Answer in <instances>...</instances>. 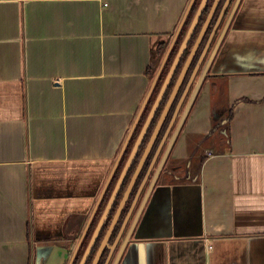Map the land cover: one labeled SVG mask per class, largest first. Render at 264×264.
<instances>
[{
  "label": "crops",
  "instance_id": "1",
  "mask_svg": "<svg viewBox=\"0 0 264 264\" xmlns=\"http://www.w3.org/2000/svg\"><path fill=\"white\" fill-rule=\"evenodd\" d=\"M191 1L0 0V264H70L160 68L150 76L157 47L173 39ZM227 31L171 151L197 158V171L159 174L131 222L155 166L130 215L135 184L109 238L112 263L121 255L117 264H264V0H241ZM151 97L102 213L138 157ZM221 97L233 119L224 116L216 135Z\"/></svg>",
  "mask_w": 264,
  "mask_h": 264
},
{
  "label": "water",
  "instance_id": "2",
  "mask_svg": "<svg viewBox=\"0 0 264 264\" xmlns=\"http://www.w3.org/2000/svg\"><path fill=\"white\" fill-rule=\"evenodd\" d=\"M195 1H196V0H192L191 3L189 4L187 10L185 11V14L183 15V16H184V17H183V20L181 21L180 25L178 26V29H177L176 32H175L176 34H175V36L173 37L171 43H170L169 46H168V51H167V53L165 54V56H164V58H163V60H162V62H161V64H160V68H159V70L157 71V73H156V75H155V77H154V79H153V81H152V82H153V83H152V86H151V88H150V90H149L147 96L145 97L146 99H145V101H144V103H143L141 109L139 110V112H138V114H137L138 116H137V118H136V121H135V123H134L132 129L130 130L131 132H130V134H129V137L127 138V141H126L125 144H124V147H123L124 149H123V151H122L120 157L118 158V160H117V162H116V165H115L114 170L111 172L110 176H109L108 179H107V184H106L105 188L103 189L102 193H101L100 196H99L100 198H99V200H98V202H97V204H96V206H95V208H94V210H93V212H92L93 214H92V216H91V218H90V221L88 222V224H87V226H86V228H85L86 231H85L83 237L80 239L79 243L77 244V248H76V250H75V252H74V254H73V256H72V258H71V260H70V262H69L70 264H73V263H74L73 261H74L76 255H77V252H78V250H79V248H80V244H81V242H82V240H83L85 234H86L87 231H88V228H89V226H90V223H91V221H92V218H93L94 215L96 214V211L98 210V208H99V206H100V204H101V202H102V200H103V198H104L103 196H104V194H105V192H106V190H107V187H108V185H109V183H110V181H111V178H112V176H113V174H114V171L116 170V168H117V166H118V163H119V161L121 160L122 154L124 153V150L126 149L125 147H126L128 141H129L130 137L132 136V134H133V132H134V131H133L134 128L136 127V125L138 124L139 119H140L141 116H142L141 114H142L143 110L145 109L147 103H148L149 100H150V96L152 95L153 90H154L155 86H156L157 83H158L157 81H158L159 77L161 76V74H162V72H163V70H164V68H165V64L167 63V60H168V58H169V56H170V54H171V52H172V50H173L172 48L174 47L176 41L178 40L179 35L181 34L180 32H181V30H182V28H183V25L185 24V22H186V20H187V18H188V14H189V12H190L192 6L194 5ZM208 1H209V0H202L201 4H200V6H199V9L197 10V12H196V14H195V18H194V20H193L191 26L189 27V29H188V31H187V35H186L185 39L183 40L182 45H181L180 48H179L180 50L178 51L176 57L174 58V60H173V62H172V64H171L172 66H171V68H170V70H169L168 76L166 77V79H165V81H164L165 83H164V85H163V87H162V89H161V91H160V93H159V95H158V97H157L158 99L156 100V102H155V104H154V106H153V108H152V110H151V112H150V114H149L150 116L148 117L147 122L145 123V125H144V127H143V129H142V132H141V134H140V136H139V140H138V142H140V140L143 138V136H144L145 133L147 132L146 130H147V128L149 127V125L151 124L152 119L154 118V115H155L154 113H155L156 109L158 108V106L160 105V103L162 102V100L164 99L163 97H164L165 93L167 92V90H168V88H169V86H170V84H171V80H172V78H173V76H174V74H175V71H176L177 67H178V63H179L181 57L183 56V54H184V52H185V50H186V48H187V46H188V44H189L191 38L193 37V35H194V33H195L194 31H195V29H196V27H197V24L199 23L200 18L202 17L201 15L203 14V12H204V10H205V7H206ZM220 1H221V0H216V1H215L214 6L212 7V9H211L210 12H209L208 18L205 20V23H204L203 27H202L201 30H200V34H199V36H198V39H197V41L195 42V44H194V46H193V48H192V51H191L189 57L187 58L186 62L184 63V68H183L181 74L179 75V77H178V79H177V83H176V85H175V87H174V89H173V91H172V93H171V95H170V97H169V98H170V99H169V102H168L166 108L164 109V111H163V113H162L163 115L161 116V119L159 120L158 125H157V127H156V129H155L154 135H153V137L151 138V140H150V142H149V144H148V146H147L148 148L146 149V151H145L143 157L141 158V160L139 161L140 164H139V166H138V168H137L135 174H134L133 177H132V181H131V183H130V185H129L128 190L126 191V193H125V195H124V199H123V201L121 202V205H120V207H119V209H118V211H117V215L115 216L114 221L112 222L111 226L109 227V231H108V233H107V236H106V238L104 239V241L102 242L101 247L99 248V250H98V252H97V254H96V256H95V258H94V260H93V264H99V260H100V258H101L102 252H103L104 248L106 247V245H108V243H109V238L111 237V234H112V232H113V230H114V227H115V225H116V222H117V220H118V218H119V215H120V213H121L120 211L122 210V208L124 207V204H125L126 201L128 200L129 195H130V193H131L133 187L135 186V184H136V182H137V179H138V177H139V174L141 173V171H142L144 165L146 164L145 162H146V160H147V158H148V156H149L151 150L153 149V145H154L155 139H156V137H157V135H158V133H159V131H160L159 129L161 128V125H162L164 119L166 118L167 113H168L170 107L172 106V104L174 103V101H175V99H176L175 97H176V95L178 94V92H179V90H180V88H181V86H182V84H183V79H184V77H185V75H186L188 69L191 67V63H192L193 59L195 58V56H196V54H197V52H198V50H199L200 44H201V42H202V40H203L205 34L207 33L206 31H207L209 25L211 24L212 20L214 19V16H215L214 13H215V11H216V9H217V7H218ZM230 2H231V0H228V1L226 2L225 7L222 8L221 13H220V17H219V19L217 20V22L215 23V25H214V27H213V29H212V31H211L212 33L210 34V36H209V38H208V40H207V42H206V44H205V46H204V49H203V51H202V53H201V55H200V57H199V59H198V61H197V63H196V67H195V69H194V71H193V73H192V75H191V78H190L189 83H188V85H187V87H186L185 93H184V95L182 96V99L180 100V102H179V104H178V106H177V108H176V110H175V112H174L175 115H174V117H173V119H172V121H171V123H170V127L168 128V131H167V133H166V135H165V138L163 139L162 143H161L160 146H159V149H158L159 152H157V153L155 154V157H154V159H153L152 162H151L152 164L150 165L149 169L147 170V172H146V174H145V176H144V178H143L144 180H143L142 184H141L140 187H139L138 193L136 194L137 197H136V199L134 200V203H133V205H132V207H131V209H130V211H129V212H130V215L132 214V210H133V208L135 207V205H136V203H137V201H138L139 194H140V191H141L142 187H143L144 184L149 180L148 178H149V176H150V174H151V171H152V169L154 168V166H155V164H156L155 161H156V159H157V157H158V155H159L161 149L163 148V144H164V142L167 140V137H168L169 134H170L171 127L173 126L174 122L176 121V118H177L178 115H179V114H178V113H179V110H180V108L182 107V105H183V103H184V101H185V98H186L185 96H186L188 90L190 89V87H191V85H192V83H193V79L196 77L197 73L199 72L200 67L202 66V62L204 61V59H205L207 53H208L209 50H210V47H211L212 41H213V39H214V37H215V35H216V30H217V28H218V26H219V24H220V22H221V19H222V17H223V13H224L225 9L227 8V6L230 4ZM240 2H241V0H237V1H236V4H235V6H234V9L232 10V12H231V14H230L231 16H230L229 20L227 21V23L225 24V26L223 27V29H222V33L220 34V36L218 37V39H217V41H216V44H215V46H214L215 49H214V51L211 53V55H210L208 61L206 62V66L204 67V69H203V71H202V74H201V77H200V79L198 80L199 82H198V84H197V87L195 88V90H194V92H193V94H192V96H191L192 98H191V100H190V102H189V104H188V106H187V108H186V110H185V112H184L185 114L183 115V117H182L180 123L178 124V126H177V128H176V132L174 133L172 139L170 140V143H169V145H168V146H169V149H168L167 153L170 152V150H171V148H172V145L174 144L176 138L178 137V135H179V133H180V131H181V128H182L183 124H184L185 121H186V118H187V116H188V114H189L188 112H189L191 106L193 105L194 101L196 100V96H197V94H198V92H199V90H200V88H201V85H202L203 82H204L203 80L205 79V77H206V76L208 75V73H209V70H210L211 65H212L211 63H212L214 57L216 56L217 51L219 50V46H220L221 42L223 41L225 35H226L227 32H228L227 30H228V28H229V26H230L231 20H232V18L234 17V13H235V11H236V9H237V7H238V5H239ZM136 148H137V147H136ZM136 151H137V150L135 149V153H136ZM164 161H165V158L161 161L160 167H159V169L157 170V172L155 173V176L153 177V181H152V183H151V185H150V187H149V189H148V191H147V194H146L147 196L145 197L144 202H143L142 205L140 206L139 214H138L137 217H139V215H140V211H141L142 207L145 205L146 201H147L148 198L150 197V193H151L152 189H153L154 186L156 185L157 177H158V175L160 174V171H161L163 165L165 164ZM131 162H132V161H131ZM131 162H129L130 165H131ZM130 165H128V166L125 167V169L123 170L122 175H121L120 178L118 179L119 181H118L117 186L115 187V189H114V191H113V193H112V196H111L112 198H111V200H110V202H109L108 208L105 210V212H104L105 214H104L103 217L101 218V221L99 222V224H98V226H97V228H96L95 234H94V236L92 237V240H91V242H90V244H89V248L87 249L86 253L84 254L83 258L81 259V261H80L81 263H80V264H86V263H87L86 261H87L88 257L90 256V254H91L92 251H93L94 244H95V240H96V238H97L98 233H99L100 230H101L100 228L102 227V224L104 223V221H105V220L107 219V217H108L109 209L113 206L114 202H115L116 199H117V193H118V190L120 189V187H121V185H122V183H123L124 176L126 175V173H127L128 169H129ZM130 215H129V216H130ZM127 220H128V219H127ZM126 222H127V221L125 220L124 224H126ZM121 229H122V230H121L120 233H123L124 230H125V229H124V225L122 226ZM127 239H128V238H126L125 242L127 241ZM116 243H117V241H115V243H114L115 246H116ZM111 249H113V248H111ZM111 255H112V251H111V253H109V256H108V258H107V263H106V264H109V260H110ZM120 256H121V255L117 256V258L115 259L116 262H115L114 264H117V263L119 262L118 260L120 259Z\"/></svg>",
  "mask_w": 264,
  "mask_h": 264
},
{
  "label": "flooded vegetation",
  "instance_id": "3",
  "mask_svg": "<svg viewBox=\"0 0 264 264\" xmlns=\"http://www.w3.org/2000/svg\"><path fill=\"white\" fill-rule=\"evenodd\" d=\"M222 1V0H221ZM221 1H220V3H219V5H218V7H217V9H216V11H215V13H214V19L212 20V22H211V24L209 25V26H212L211 27V29L209 30V32H210V34L212 33L211 31H212V29H213V27H214V25H215V23L217 22V20L219 19V17H220V13H221V9L223 8V6H224V2L226 1V0H224L222 3H221ZM236 1L237 0H231V2H230V4L228 5V6H230L231 4L232 5H234L235 6V4H236ZM209 2V1H208ZM208 4V3H207ZM240 4V3H239ZM228 6H227V8L225 9V11H224V13H223V15L225 14V15H227V18L228 17H230L229 16V14H231L230 12H232V11H229L228 10ZM239 6V5H238ZM206 8V7H205ZM238 8V7H237ZM199 9V8H198ZM233 9H234V7H233ZM232 9V10H233ZM211 10V9H210ZM237 10V9H236ZM224 17V16H223ZM223 17H222V19H221V22H222V20H223ZM221 22H220V24H221ZM205 23V22H204ZM220 24H219V26H220ZM226 24V23H225ZM225 24L223 23V26H221V28L218 26V28H217V30H216V35H217V39H218V37L220 36V34L222 33V29H223V27L225 26ZM204 25V24H203ZM203 27V26H202ZM209 28V27H208ZM220 28V30L218 31V29ZM207 31H208V29H207ZM206 31V32H207ZM207 34V33H206ZM206 34H205V36H206ZM210 34H209V36H210ZM205 36H204V38H205ZM209 36L207 37V39L205 40L206 42H207V40H208V38H209ZM203 38V39H204ZM185 39V38H184ZM206 42H205V44H206ZM183 43V42H182ZM202 43V42H201ZM205 44L203 45V47H202V50H201V52H200V55H201V53H202V51H203V49H204V46H205ZM201 45V44H200ZM200 48V47H199ZM199 51V50H198ZM200 55H199V57H200ZM199 57H198V59H199ZM210 57V56H209ZM209 57H208V59H209ZM198 59H197V61H198ZM208 59H207V61H208ZM196 61V62H197ZM206 61V62H207ZM196 66V65H195ZM194 66V67H195ZM194 67H193V69H192V71H190V73L188 74V71H187V73H186V75H185V78L183 79V84H182V86H181V88H180V90H179V92H178V95H177V97H176V99H175V101H174V103L172 104V106L170 107V109H169V111H168V113H167V116H166V118L164 119V121H163V123H162V125H161V128L159 129L160 131H159V133H158V135H157V137H156V139H155V142H154V148L152 149V156H151V158L150 157H148L147 158V160H146V164L144 165V167H143V169H142V171H141V173L143 172V171H145V173L147 172V170L149 169V167H150V165L152 164L151 162H152V160H153V158H154V156H155V153L156 152H158V149H159V146H160V144L162 143V141H163V139L165 138V135H166V133H167V131H168V128L170 127V123H171V121H172V119H173V117H174V112H175V110H176V108H177V106H178V104H179V102H180V100L182 99V95H184V93H185V90H186V87H187V85H188V83H189V79H190V77H191V75H192V72L194 71ZM204 69V68H203ZM202 69V70H203ZM208 76H209V73H208V75L205 77V79L206 78H208ZM203 80L204 82H203V84L201 85V88H200V90H199V92H198V94H197V96H196V100L194 101V103H193V105L191 106V108H190V110H189V114H188V116H187V118H186V121L188 120V118L191 116V112L193 111V109H194V107H195V105H196V103H197V100L199 99V95H200V93H201V91H202V89H203V87H204V84H205V81L206 80ZM159 80V79H158ZM158 82V81H157ZM198 80H197V83L193 86V85H191V87H190V89L188 90V92H187V94H186V98H185V101H184V103H183V107H181L180 109H182V112H180V113H178L179 115H178V117L176 118V121L174 122V124H173V126L171 127V130L172 129H174L175 131H174V133L176 132V128H177V126H178V124L180 123V121H181V119H182V117H183V115L185 114L184 112H185V110H186V108H187V106H188V103H189V101H190V99L192 98L191 96H192V94H193V92H194V90H195V88L197 87V84H198ZM194 83V82H193ZM176 85V84H175ZM193 86V87H192ZM163 87V86H162ZM175 87V86H174ZM174 87H173V89H174ZM162 89V88H161ZM169 89V88H168ZM172 89V90H173ZM171 93H172V91H171ZM170 93V94H171ZM164 97H165V95H164ZM163 97V98H164ZM169 97H170V95H169ZM165 99V98H164ZM163 99V100H164ZM163 100H162V102H163ZM162 102L160 103V105L158 106V108L156 109V111H155V115H154V118H155V116L157 115V113L159 112V109H160V106H161V104H162ZM168 102H169V99H168V101L166 102V104H165V106L162 108V111H161V113H160V115L158 116V119L157 120H154V118L152 119V122H151V124L149 125V127L147 128V132L145 133V135L143 136V138L145 139L146 138V135H147V133H148V129L150 128V126L152 125V124H154L155 123V125H154V129H153V131L155 132V129H156V127H157V125H158V122H159V120L161 119V116L163 115L162 113H163V111H164V109L166 108V106H167V104H168ZM152 110V109H151ZM151 112V111H150ZM149 115V114H148ZM150 116V115H149ZM148 116V117H149ZM148 119V118H147ZM155 121V122H154ZM186 121H185V123H186ZM146 122H147V120H146ZM146 122H144V124H143V126H142V128H141V132H142V129H143V127H144V125H145V123ZM185 123L183 124V126L185 125ZM182 126V127H183ZM173 131V130H172ZM181 131H182V128H181ZM181 131H180V133H181ZM154 132L152 133V135H151V137L149 138V140H148V143L150 142V140H151V138L153 137V135H154ZM171 132V131H170ZM174 133H173V135H174ZM180 133H179V135H180ZM141 134V133H140ZM173 135H172V137H173ZM178 135V136H179ZM172 137L170 138V139H172ZM144 139H143V141H144ZM170 142V141H169ZM148 145V144H147ZM169 143L167 142L166 144H165V146L166 147H163L161 150H162V153L160 154V156H158V158L156 159V165H155V168H154V171L152 172V175H151V177L153 178L154 176H155V173L157 172V170L159 169V167H160V164H161V161L165 158V161H164V165H163V167H162V169H161V171H160V176H162L163 174L165 175V176H167L170 180H172V179H177L176 177H179V178H181L182 176H184V178H186V177H188V173H192V171L193 170H191V168H188L189 167V164H187V166L185 167V166H175V164L174 163H172V160H174L175 158L172 156V153H171V151H172V149H173V145H172V148H171V150H170V152L169 153H167V151H168V149H169ZM176 159H180V160H182V159H184V158H176ZM180 160H178V161H180ZM139 165V164H138ZM138 167V166H137ZM135 173V172H134ZM145 173H144V175H145ZM174 173V174H173ZM180 174H182V175H180ZM174 175V176H173ZM151 177L149 178V179H151ZM142 178H143V176H142ZM138 180V179H137ZM152 181H153V179H151V183H152ZM141 182H142V180L140 181V183H139V185L141 184ZM137 184V183H136ZM139 185H137L138 187H137V189L139 188ZM134 198V197H133ZM103 201V200H102ZM102 203V202H101ZM100 207V206H99ZM104 215V213H102L101 212V215ZM103 215L101 216V217H103ZM108 218H109V216H108ZM107 218V219H108ZM114 240V238L113 239H110V241H109V248H108V250H107V253H106V255H105V258H104V260H103V264H106L107 263V258H108V256H109V253H110V251H111V248H112V243L114 242L113 241ZM92 254V253H91ZM90 254V255H91ZM90 257V256H89ZM89 257H88V259H89ZM87 259V260H88ZM94 260V259H93ZM101 260V259H100ZM100 260H99V264H100ZM112 260V259H111ZM110 260V264L112 263V261ZM79 261H81V258H80V260ZM87 262V261H86ZM81 262H79V264H80ZM114 263V262H113ZM87 264V263H86Z\"/></svg>",
  "mask_w": 264,
  "mask_h": 264
},
{
  "label": "trees",
  "instance_id": "4",
  "mask_svg": "<svg viewBox=\"0 0 264 264\" xmlns=\"http://www.w3.org/2000/svg\"><path fill=\"white\" fill-rule=\"evenodd\" d=\"M210 1H211V0H209L208 4L206 5V8H205L203 14L201 15L202 17L200 18L199 23L197 24V27H196V29H195V31H194L195 33H194L192 39L190 40V42H189V44H188V46H187V48H186V50H185L183 56L181 57V59H180V61H179V63H178V67H177V69H176V71H175V74H174L172 80H171V84H170V86H169V89H168V91H167V93H166V95H165V97H164L165 99L163 100V102H162V104H161V106H160L159 112H158L157 115L155 116L154 120H157V119H158V116L160 115V113H161V111H162V108L165 106L166 102H167L168 99H169V95H170V93H171L173 87H174L175 84L177 83V79H178V77H179V75H180L182 69L184 68V63H185L186 59L188 58V56L190 55V53H191V51H192V47L194 46V44H195V42H196V40H197V38H198V36H199V33H200L199 31L201 30V28H202V26H203V24H204V22H205V20H206L207 14L209 13V11H210V9H211ZM223 1H224V0H222L221 3H222ZM199 2H200V0H196L195 3H194V5L192 6V8H191V10H190V12H189L188 18H187V20H186V22H185V24H184V26H183V29H182L181 32H180L181 34H180L178 40L176 41L174 47L172 48L173 50H172V52H171V54H170V56H169V58H168V60H167V63L165 64V67H166V68L164 69V71L162 72V74H161V76H160V78H159V80H158V82H161V84L163 83L162 81H163V79H164V77H163V73L165 72L166 69L169 70V67L171 66V63H172L173 59H174L175 56L177 55V52H178V48H177V47H179V46L182 44V42H183V39H184L185 34H186V33H185L186 30H185L184 35H183V30H184L185 26H186V25H190V24L192 23V21L194 20V18H195V14H196V12H197V10H198V7H199ZM211 27H212V26H209L208 31H207V34H206L205 38L202 40V43H201V45H200V49H199V51L197 52L195 58L193 59V62H192L191 67H190V69H189V71H188V74L190 73V71H191V70L193 69V67L195 66V63H196V61H197V59H198V57H199V55H200V52H201V50H202V47H203V45H204L205 42H206L205 40L207 39V37H208L209 34H210L209 30L211 29ZM181 36H183V38H182ZM167 45H168V41H167V42H162V43H160V44L158 45V47H157L158 59H157L155 62H153L152 65H150L151 67L149 68V73H150V76H151V77H152V76L154 75V73L157 71V70H156L157 67L155 66V64H156V62H157L159 59H161V58L163 57V55H164V53H165V51H166ZM176 46H177V47H176ZM175 47H176L177 50L175 49ZM232 119H233V114L230 113V115L228 116V121L230 122ZM154 122H155V121H154ZM154 125H155V123L152 124V125L150 126V128L148 129V133H147V135H146V138H145L144 141L142 142L141 149L139 150L138 157H137L136 160L133 162L134 165L131 167V169L128 171V173L126 174V176H125L124 179H123V180H124V181H123V185H122V187H121L120 193L118 194L119 198H118V200H117L115 206H118L119 202L121 201V199H122V197H123L122 195H123V191H124V189H125V188L130 184V182H131V178H132V176H133V174H134V172H135V170H136V168H137V166H138V164H139L140 157H141V155L143 154V152L145 151V149H146V145L148 144V140H149V138L151 137L152 133L154 132V131H153V129H154ZM216 128H217L216 126H213V128H212L213 131H215ZM142 176H143V172H142V173L140 174V176H139V179H138L137 185H139L140 181L142 180V179H141ZM117 178H118V173L116 172V173L114 174L113 178H112V182H111V184L109 185L108 189L110 188V186H111L113 183H115V182L117 181ZM108 195H109V193H106V194L104 195V199H103V201H102V203H101V205H100V207H99V209H98L97 212H100V213H101V212L103 211L104 204H105V203L107 202V200H108ZM97 214H98V213H97ZM111 218H112V217H111ZM108 219H110V216H109ZM108 225H109V224H105V225L103 226V228H102L103 231L101 232L100 236L98 237V240H97V242H96L95 248L93 249V252H92V254L90 255L89 259L87 260V264H93V259H94L95 255H96V252H97V250H98V247L100 246V243H101L102 239L104 238V236L106 235V233H107V231H108ZM90 229H91V228H89V230H90ZM106 253H107V250H105V252L103 253L102 258H101V260H100V264H103V260H104V258H105ZM79 260H80V258L77 256V258H76V260H75V264H79Z\"/></svg>",
  "mask_w": 264,
  "mask_h": 264
},
{
  "label": "rangeland",
  "instance_id": "5",
  "mask_svg": "<svg viewBox=\"0 0 264 264\" xmlns=\"http://www.w3.org/2000/svg\"><path fill=\"white\" fill-rule=\"evenodd\" d=\"M215 1L216 0H211L210 1V4H211V9H212V7L214 6V4H215ZM228 0H226L225 2H224V6H223V8L225 7V5H226V2H227ZM201 2H202V0H200V2H199V6H200V4H201ZM233 7H234V5H230V6H228V10L229 11H232V9H233ZM199 8V7H198ZM222 10V9H221ZM210 12V11H209ZM231 13V12H230ZM208 15H209V13L207 14V17H206V19L208 18ZM224 17H223V20H222V22H221V24H220V28H221V26H223V23L225 24V23H227V21L229 20V18L230 17H228L227 18V15H223ZM229 16H231L230 14H229ZM193 22V21H192ZM192 24V23H191ZM191 24L190 25H186L185 26V28H184V30H183V35H184V32H185V30H186V34H185V37H186V35H187V31H188V29H189V27L191 26ZM184 26V25H183ZM220 28L218 29V31L220 30ZM183 29V28H182ZM176 32V31H175ZM200 32V31H199ZM176 34V33H175ZM200 34V33H199ZM180 36V35H179ZM182 38H183V36H181ZM184 37V38H185ZM192 39V38H191ZM198 39V38H197ZM184 40V39H183ZM172 41V40H171ZM171 41H170V43H171ZM197 41V40H196ZM216 41H217V35H216V37H215V39L213 40V43L211 44V47H210V50H209V52H208V54H207V56H206V58L204 59V61L202 62V66L200 67V70H199V72L197 73V75H196V77L193 79V82L194 83H192V85L194 86L196 83H197V80H199L200 79V77H201V74H202V69L206 66V61H207V59H208V57L211 55V53L214 51V46H215V44H216ZM170 43H168V44H170ZM181 46V45H180ZM180 46L179 47H177L178 48V51L180 50L179 48H180ZM176 47H175V49H176ZM193 48V47H192ZM200 49V48H199ZM177 50V49H176ZM178 53V52H177ZM189 57V56H188ZM163 58V57H162ZM162 58L161 59H159L157 62H156V64H155V66L157 67V69L156 70H158V68L160 67L159 65L161 64V60H162ZM174 60V59H173ZM187 60V59H186ZM173 62V61H172ZM186 62V61H185ZM193 62V61H192ZM197 63V62H196ZM196 63H195V65H196ZM172 64V63H171ZM192 64V63H191ZM172 66V65H171ZM171 66L169 67V70H170V68H171ZM196 67V66H195ZM195 67H194V69H195ZM166 68V67H165ZM164 68V69H165ZM190 69V68H189ZM189 69H188V71H189ZM169 70H165V72L163 73V77H164V79H163V83H162V85H161V82H159L158 83V88L153 92V94L150 96L151 98H152V103L150 104V107H149V113L148 114H150V111H151V109L153 108V106H154V104H155V102H156V100L158 99L157 97H158V95H159V93H160V91H161V88H162V86L164 85V81H165V79H166V77L168 76V73H169ZM183 70V69H182ZM164 71V70H163ZM192 71V70H191ZM182 72V71H181ZM193 73V72H192ZM181 74V73H180ZM185 78V77H184ZM191 78V77H190ZM190 80V79H189ZM192 86V87H193ZM168 91V90H167ZM173 91V90H172ZM167 93V92H166ZM166 93H165V95H166ZM215 94V93H214ZM171 95V94H170ZM178 95V94H177ZM177 95H176V97H177ZM216 95V94H215ZM183 96V95H182ZM175 97V98H176ZM222 98V97H221ZM170 99V98H169ZM191 100V99H190ZM190 102V101H189ZM221 103H218V104H216L215 106H214V111H213V113H214V126H216L217 127V130H216V135H218L219 134V130H221V129H223V120H224V116L226 117V116H228L229 115V108H228V106L226 105V103H224L223 102V98H222V100L220 101ZM189 104V103H188ZM218 105V106H217ZM180 112H182V109H180L179 110V113ZM228 118V117H227ZM221 124H223V125H221ZM205 147V146H204ZM199 152V151H198ZM200 153V152H199ZM178 160H180V159H174V160H172V163H174L175 164V166H187V164H189V167L188 168H191V170H195L196 168H198V163L196 162L197 161V158L196 159H191L190 157H188L187 159L185 158V159H182V160H180V161H178ZM195 171H197V169L195 170ZM174 174V173H173ZM180 175H182V174H180ZM164 176V174L160 177L161 178V180H164L163 177ZM174 176V175H173ZM151 179H152V177H151ZM151 179L148 181V184H147V186H146V188H145V190L142 192V199H144L143 197H145L144 195H145V193L147 192V190L149 189V187H150V185H151ZM141 201H143V200H141ZM142 203V202H141ZM141 203H140V205H139V207L136 209V213L134 214V216H133V218H132V220H131V222L135 219V217H136V215H137V213H138V210L140 209V206H141ZM100 215H101V213L100 212H98V214H97V217L99 218L100 217ZM102 216V215H101ZM101 218V217H100ZM129 226H130V224L128 225V229H127V231H125V234L123 235V237L121 238V240H120V242H119V248L117 249V254H118V252H119V249H120V247L122 246V243H123V241L125 240V238H126V235H127V233H128V231H129ZM86 245V244H85ZM85 250H86V248H82V252H83V254L85 253ZM117 254H116V256H117ZM116 256H115V258H116ZM112 261V260H111ZM114 263H115V261H114ZM114 263H112V264H114Z\"/></svg>",
  "mask_w": 264,
  "mask_h": 264
}]
</instances>
